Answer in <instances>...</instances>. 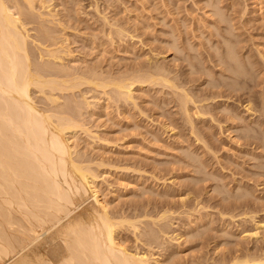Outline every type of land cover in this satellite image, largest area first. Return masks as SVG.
I'll return each instance as SVG.
<instances>
[{
  "label": "rangeland",
  "instance_id": "1",
  "mask_svg": "<svg viewBox=\"0 0 264 264\" xmlns=\"http://www.w3.org/2000/svg\"><path fill=\"white\" fill-rule=\"evenodd\" d=\"M254 1L216 0L220 14L213 0H54L61 11L55 20L66 13L62 20L68 21L52 22V29L45 24L68 36L64 45L75 59L64 61L74 70L96 67L106 76H124L159 65L208 106L200 118L193 113V133L176 96L160 84L134 92L137 105H116L98 94L93 115L76 109L79 92L53 104L71 108L82 119L78 123L93 131L91 137L80 131L76 150L98 175L110 213L139 220V231L126 223L119 227L130 250H149L165 264H230L233 257L264 256V228L257 238L247 235L256 227L253 221L264 223V0ZM40 26L28 24L30 34L37 36ZM116 26L127 30L122 38L110 31ZM30 39L32 60L41 64ZM230 51L236 59L229 60ZM33 89L38 106L54 112L56 106ZM90 93L93 98L97 92ZM87 197L78 195L83 209L91 204ZM166 209L174 211L165 220L170 234L155 220Z\"/></svg>",
  "mask_w": 264,
  "mask_h": 264
},
{
  "label": "bare ground",
  "instance_id": "2",
  "mask_svg": "<svg viewBox=\"0 0 264 264\" xmlns=\"http://www.w3.org/2000/svg\"><path fill=\"white\" fill-rule=\"evenodd\" d=\"M215 1L213 0L212 4L210 2V5L215 12L221 14L219 3L217 5ZM56 5L54 0H0V264H165L161 257L154 256L149 250H130V247H127L120 235L121 231L119 232L122 228L119 227L126 223L134 227L135 231H139V220H136V223L125 218L116 219L117 216L110 213V203L97 182L98 175L93 172L90 163L84 164L83 158L80 160L81 156L76 150L74 139L80 131H85L89 137L93 131L90 127L83 126V121L78 123L82 119L76 118L77 113L71 112V108L67 109L65 106V110H62L53 104H57L65 94L71 97V94L76 96L79 92L81 98L77 96L76 109L82 115L84 107L83 111L86 108L85 111H91L93 115L101 95L107 96L106 102L111 100L116 105L119 100H124L125 103L134 102L132 104L137 105L134 92L141 90L143 84H160L176 96L173 100L177 99V106L179 104L183 109L182 117H186V122H189L187 124L192 126V132L197 133L192 116L193 113L199 118L201 114L206 115L207 103L203 107L204 104L199 103L203 102L201 98L196 99L187 88L176 84L166 75V69L158 68L159 65L157 68L152 66L156 71L147 67V70H144L148 71L150 68L148 72L136 70L135 73H130L131 75L122 73L124 76H106L103 70L98 71L96 67L89 69L92 71L88 70L89 73L86 69L82 71L87 72H82L81 69H78V72L75 68L76 72L74 67L70 66V60L74 56L69 54L70 47L66 43L64 45L68 36L65 34L66 38L61 33L63 39H59L60 34H57L55 29L54 32L51 30L53 24L56 26L55 24L61 25L63 22L62 25L65 26L64 23L68 21H63V15L66 14L63 12V17L59 16L55 20V17L60 15ZM257 7L260 8L259 5ZM35 22L41 25L40 29H37V36L31 35L32 28L28 27V24ZM46 22H50L49 25L53 22L51 29L47 27ZM63 26L60 27L63 29ZM116 27L118 29L110 31H117L119 36L123 37L127 30ZM55 33L60 37L54 35ZM30 38L39 49L40 60L37 61H41V64L32 60ZM228 56L229 60L230 57H237L232 51ZM64 57L70 62H65ZM85 72L92 74L86 75ZM33 88L47 97L49 103L55 107L54 112H48L49 109H41L38 106L32 95L35 91ZM89 92H93L97 97L92 93L94 97L91 98L88 96ZM64 100L67 101V97ZM190 105H194L195 111L190 109ZM83 194H88L91 198V204L85 209L77 201L78 195L82 197ZM167 209L161 210L155 219L159 224L164 220V225L154 223L160 227L161 232L170 234V231L166 230L168 227L165 225L168 222L165 220L172 218L174 211ZM253 218L255 216L251 217V220ZM253 222L256 227L254 226L247 235L257 238L260 230L264 228V223ZM176 236L169 235V239H176ZM233 258L232 262L228 263L264 264V256L261 255L257 257L246 254L242 258Z\"/></svg>",
  "mask_w": 264,
  "mask_h": 264
}]
</instances>
